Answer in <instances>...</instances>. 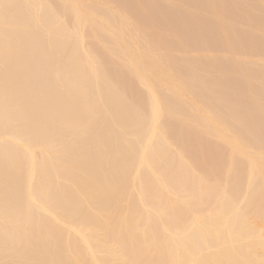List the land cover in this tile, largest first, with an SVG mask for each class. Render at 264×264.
<instances>
[{
    "label": "bare ground",
    "instance_id": "obj_1",
    "mask_svg": "<svg viewBox=\"0 0 264 264\" xmlns=\"http://www.w3.org/2000/svg\"><path fill=\"white\" fill-rule=\"evenodd\" d=\"M0 264H264V0H0Z\"/></svg>",
    "mask_w": 264,
    "mask_h": 264
},
{
    "label": "snow or ice",
    "instance_id": "obj_2",
    "mask_svg": "<svg viewBox=\"0 0 264 264\" xmlns=\"http://www.w3.org/2000/svg\"><path fill=\"white\" fill-rule=\"evenodd\" d=\"M3 118L5 120H8V121H11L12 120V116L9 113H5L4 116H3Z\"/></svg>",
    "mask_w": 264,
    "mask_h": 264
}]
</instances>
